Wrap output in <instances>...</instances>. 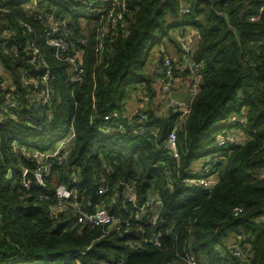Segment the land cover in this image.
<instances>
[{"label":"trees","instance_id":"1","mask_svg":"<svg viewBox=\"0 0 264 264\" xmlns=\"http://www.w3.org/2000/svg\"><path fill=\"white\" fill-rule=\"evenodd\" d=\"M85 8L76 0H0V64L10 76L0 77V95L12 92L25 115L35 111L31 99L48 87L35 75L41 56L31 63L28 41L66 22L65 40L77 47L71 55L83 54L82 80L73 82L56 50L38 43L51 72L52 108L43 109L35 122H0V264H183L191 258L197 264H264V18L253 20L264 0H128L117 27L105 26L106 19L80 22L79 11ZM177 28L184 32L180 40L188 28L197 33L193 55L203 64L204 78L178 133L182 174L215 157L218 184L211 194L178 183L177 165L161 147L179 114L160 118L144 112L149 120L144 127L154 129L158 140L101 132L117 126L105 119L125 114L133 92L155 96L147 59L166 40L180 51L172 37ZM99 42L103 48L97 52ZM242 114L248 127H238L244 144L217 147L214 135ZM65 125L75 137L64 146L51 142ZM47 166V184L28 189L25 172L34 175ZM166 166L175 177L167 176ZM104 183L108 194L101 202L98 191ZM121 185L136 188L140 206L151 199L162 202L157 226L144 218L136 222L137 209L126 203ZM60 186L79 193L52 215ZM74 203L87 214L105 205L124 223L122 230L115 224L79 223ZM162 221L166 225L159 228ZM157 238L160 247L145 244ZM237 248L242 258L234 255Z\"/></svg>","mask_w":264,"mask_h":264},{"label":"built area","instance_id":"2","mask_svg":"<svg viewBox=\"0 0 264 264\" xmlns=\"http://www.w3.org/2000/svg\"><path fill=\"white\" fill-rule=\"evenodd\" d=\"M78 3L84 2L88 12L84 10L79 11V20L80 22L86 24V21L94 22V20L100 19L101 23L104 20H107L105 26H109L110 24L114 26H118V24L124 21L125 13L127 12V2L128 0H76ZM1 11V10H0ZM184 14H188L190 11L188 7L183 9ZM264 18V8H262L257 17L253 18ZM66 29V22L61 23L60 25L50 27V30L45 33L44 36H40L36 40L31 39L28 41L30 49L33 51V58H31V63L36 64L38 62V58L41 59L40 68L34 66L35 75L39 76V78L44 82V85L48 86L46 89L40 94L35 95L34 100L31 99V103L34 105V110L31 113H27L26 115L23 113L24 109L21 107L17 98L14 97L12 92H7L3 96L0 95V122L3 123L7 119L12 121L14 120H27L30 122H35V119L42 118L43 109L52 108V92L49 87V81L51 80V72L49 70L47 61L44 55L40 53L37 48L38 43H46L47 45L53 47L55 51V58L59 62H65L69 65V73L72 77L73 82H80L81 75L83 74L82 69V52L80 50L76 52L73 56L70 52H74L73 49L77 50L76 45L72 49L71 45L65 40V35L63 31ZM31 33H33L32 29H30ZM108 30L105 28L103 30V35L107 33ZM101 33V30L99 31ZM89 37V36H88ZM183 42V43H182ZM98 50H102V44L98 43ZM182 46V65L183 68L181 71H178L174 62L170 58H165L162 64L158 66L156 69V75L163 82V90L169 97L168 108L169 111L174 114H179V119L173 130L166 136V138L162 141L161 147L166 150L170 154V159H172L177 165V179L178 183L186 185L188 187L201 188L208 193H212L215 187L218 184V176L214 174V162L215 157L208 156L204 159L202 164L195 170H191L187 176L182 174V165L180 163L182 159V154L179 150V131L185 124L187 118L191 114V107L189 108L186 104L181 103L175 100L172 95V85L175 83L176 79L181 80L182 82H187V93L192 97V100L199 95L202 86L204 85V78L202 74L203 64L197 63L194 59L193 53L190 52L189 44L183 38L181 41ZM47 71L44 75L43 73ZM187 72L188 76L184 77V74ZM29 73L26 71L24 73V78H27ZM31 81V80H30ZM13 113H15L13 115ZM23 115V116H22ZM22 117V118H21ZM51 117V115H48ZM236 118H231L228 122V128L222 132H220L218 136L217 147L224 148L228 145H237L241 146L244 144L245 140L241 139L239 136L235 134V130L231 131V129H239L241 127L243 130H247V120L244 114L235 116ZM113 120L117 126H113L112 128L105 129L103 132L106 135L114 136L120 135L123 137H148L150 140H158L159 135L154 129H147L144 127V124L147 123L148 116L143 112H138L132 114L130 116H126L125 114L120 115L117 112H114L110 115V117H106L105 120ZM242 133V132H241ZM232 136H229V135ZM73 137H75V133L73 132L70 138L67 141L61 142V146L68 144ZM240 139V140H238ZM181 168V170H180ZM165 173L170 178L175 177V173L172 174L170 170V166L165 167ZM28 172H25V177H27ZM35 181L26 180V186L28 189L31 188L33 184L44 187L47 184V180L51 177V169L49 166L45 167L42 170H39L34 174ZM78 179L74 178V183L76 184ZM172 187V184H169V188ZM77 189H68L65 186H60L56 190V196L59 198V203L52 209L54 214L61 213L65 210L66 205L71 200H76L78 195ZM123 196L127 204L133 205L137 209V214L135 216V220L137 223H140L142 218L148 220L149 225L157 226L159 220V213L162 210V202L157 199L147 200L143 205L138 204L137 192L134 186H123ZM108 194L107 185L104 183L98 191V195L100 196V201L102 202L103 197ZM115 204V203H114ZM78 209L77 214L79 215L78 222L81 224L88 223L95 226H107L111 224H115L117 226V231L120 232L122 230V226L124 223L121 219L113 216L108 208L103 205L98 208L96 213L87 214L84 213L82 207L78 203L73 204V208ZM150 211H153V214H150ZM118 219V220H117ZM129 227V224L127 225ZM128 231V230H127ZM153 243L155 247H160L159 239H155V241H146L145 244ZM236 257L242 258V253L240 249H235ZM123 264V263H121ZM183 264H197L193 258L188 259Z\"/></svg>","mask_w":264,"mask_h":264},{"label":"crops","instance_id":"3","mask_svg":"<svg viewBox=\"0 0 264 264\" xmlns=\"http://www.w3.org/2000/svg\"><path fill=\"white\" fill-rule=\"evenodd\" d=\"M183 33L184 32L182 30H179V31L175 30L174 32H172V37L178 43V45H179L178 47H180V51H179V49H177V47L174 44H172L170 41L166 40L165 43L161 47H159L158 50L154 49V51L151 52L153 54V59L152 60H151L150 56L148 57L146 70H147L148 74L150 75V77L152 79H154V82H155L156 77H158L156 75V72H155L156 71V67L159 64H161L164 61L165 58H170V56H173V54H176L175 56H177V59L179 58L180 65L182 64L181 63V59H180V57H181L180 53L182 51L180 37H181V34H183ZM185 34H187V35L191 34L190 38L191 37L194 38L193 41L191 42L192 44L191 43L189 44L190 52L194 54L196 52V49H197V46H198V43H199V38L196 39V41H195L196 32L193 29H190V28H188V30H186ZM168 45H171V46H169V48H168ZM172 50L174 51V53H173ZM161 55H162V59L160 60V56ZM175 81H181V80L176 79ZM161 82H162V80H161ZM153 89H154V87H153ZM173 92L174 91H172V96H173ZM155 97H156V94L151 99V98H149L147 96V94L144 91H141V90L137 91V92H133L128 97V99L126 101V112H125V115L126 116H130V115L138 113V112H143V111L145 112L146 110H150V111L154 112L157 117H160V118L161 117H167V115L169 114L167 111H166V113H162L159 109H155V108L152 107V103L155 100ZM184 104H186V103H184ZM192 104H193V101L191 99V102H189L186 105L190 108L192 106ZM201 163H202L201 161L198 162L192 169L193 170L197 169L201 165ZM235 240L236 239H235L234 235H232V239H230V242L234 243V245H235V243H236Z\"/></svg>","mask_w":264,"mask_h":264},{"label":"rangeland","instance_id":"4","mask_svg":"<svg viewBox=\"0 0 264 264\" xmlns=\"http://www.w3.org/2000/svg\"><path fill=\"white\" fill-rule=\"evenodd\" d=\"M178 29L181 30L182 28H177L175 30L176 31H179ZM190 36H191V34H188L187 37H186V39H185V41L188 42V44H190L193 41V39H194L193 37L190 38ZM195 37H196L195 38V41H196V39L199 38L198 35H197V33L195 34ZM181 41H183V39H181ZM169 46H171V45H168V48H169ZM156 49L158 50L159 47L156 48ZM173 53H174V51H173ZM175 55L176 54H173V56H170V59L173 60L175 68L178 71H181V69L183 68V65L182 64L180 65L179 58L177 59V56H175ZM149 56H150V58L152 60L153 59V54L150 53ZM161 59H162V55L160 56V60ZM180 59L182 60V57H180ZM158 66L156 67V69L158 68ZM0 77L1 78H4L6 80H8L10 78L8 72L4 70V68L1 66V64H0ZM153 87H154V89L156 91V97H155V100L152 103V107L155 108V109H159L162 113H166V111L169 113L168 103H169V100L170 99L167 96V94L165 93V91L163 90V83L161 82V80H160L159 77H156L155 82L153 84ZM172 90L174 91L172 97L175 100H177V101H179L181 103H186V104H188L189 102H191L192 97L187 94V82L186 81H184V82H182V81H175V83L172 85ZM171 95H172V91H171ZM233 118H236V117L233 115L232 116V119ZM63 128H64L63 131H61L60 133H58L51 140V142L56 141L58 143V142H61V141H67L69 139V137L71 136V131L70 132L68 131V125H65ZM231 131H234L237 136H239L241 139L245 140V138L243 137V135H242V133H241L240 130L231 129ZM218 136H219V133L218 134H215L214 135V139L217 140L218 139ZM229 136H232V135L230 134ZM238 140H240V139H238ZM204 159H202L200 161L203 162Z\"/></svg>","mask_w":264,"mask_h":264},{"label":"water","instance_id":"5","mask_svg":"<svg viewBox=\"0 0 264 264\" xmlns=\"http://www.w3.org/2000/svg\"><path fill=\"white\" fill-rule=\"evenodd\" d=\"M26 180H31V181H35V176L31 173H28L27 177H26ZM97 190H98V185H95L93 187V193H92V198L91 200L94 201L96 198H97ZM120 191L122 192L123 191V185L120 186ZM144 220L146 221V217L144 218ZM166 225L165 222H160L159 223V228H162ZM130 235H135L134 232H132ZM97 250V245L93 246L91 249H90V252H95Z\"/></svg>","mask_w":264,"mask_h":264}]
</instances>
